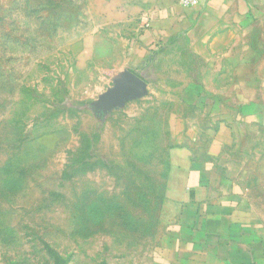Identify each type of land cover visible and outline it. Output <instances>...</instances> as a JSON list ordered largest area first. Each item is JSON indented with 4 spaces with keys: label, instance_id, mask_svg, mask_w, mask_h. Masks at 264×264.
<instances>
[{
    "label": "rangeland",
    "instance_id": "1",
    "mask_svg": "<svg viewBox=\"0 0 264 264\" xmlns=\"http://www.w3.org/2000/svg\"><path fill=\"white\" fill-rule=\"evenodd\" d=\"M86 2L0 0V264L157 252L150 226L182 122L145 96L106 99L123 72L91 60Z\"/></svg>",
    "mask_w": 264,
    "mask_h": 264
},
{
    "label": "crops",
    "instance_id": "2",
    "mask_svg": "<svg viewBox=\"0 0 264 264\" xmlns=\"http://www.w3.org/2000/svg\"><path fill=\"white\" fill-rule=\"evenodd\" d=\"M86 4L91 60L141 79L158 115L182 122L166 145L153 264H264V0Z\"/></svg>",
    "mask_w": 264,
    "mask_h": 264
},
{
    "label": "water",
    "instance_id": "3",
    "mask_svg": "<svg viewBox=\"0 0 264 264\" xmlns=\"http://www.w3.org/2000/svg\"><path fill=\"white\" fill-rule=\"evenodd\" d=\"M146 92V84L135 75L126 72L122 74V80L117 83L115 88L108 92L106 99L126 102L139 98Z\"/></svg>",
    "mask_w": 264,
    "mask_h": 264
},
{
    "label": "built area",
    "instance_id": "4",
    "mask_svg": "<svg viewBox=\"0 0 264 264\" xmlns=\"http://www.w3.org/2000/svg\"><path fill=\"white\" fill-rule=\"evenodd\" d=\"M180 5L185 8H192L199 5L200 0H179Z\"/></svg>",
    "mask_w": 264,
    "mask_h": 264
}]
</instances>
